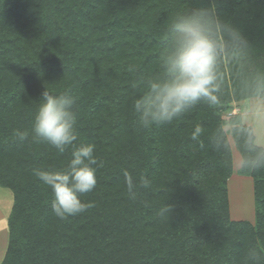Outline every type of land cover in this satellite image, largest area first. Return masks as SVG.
<instances>
[{
  "label": "trees",
  "instance_id": "16d2710c",
  "mask_svg": "<svg viewBox=\"0 0 264 264\" xmlns=\"http://www.w3.org/2000/svg\"><path fill=\"white\" fill-rule=\"evenodd\" d=\"M196 9L210 10L239 30L246 48L264 52V0H0V186L14 193L17 207L38 205L32 244L54 251L35 253L48 264H85L83 250L89 261L125 255L130 264H255V252L264 264V169L240 171L254 180L255 224L230 221L231 164L218 121L233 94L234 69L263 66L240 50L227 52L218 65L216 103L200 102L171 123L141 127L132 107L145 82L162 75L172 21ZM45 89L74 96V144L95 146L97 184L80 196L91 206L66 220L55 217L51 190L34 175L64 170L72 152L33 140ZM197 125L203 131L192 140ZM16 130L28 138L18 141ZM243 130L235 127L232 135L247 155L251 135ZM125 172L137 184L150 181L135 200ZM8 227L1 264L20 262L13 254L22 253L13 251L10 219Z\"/></svg>",
  "mask_w": 264,
  "mask_h": 264
},
{
  "label": "clouds",
  "instance_id": "9594fccd",
  "mask_svg": "<svg viewBox=\"0 0 264 264\" xmlns=\"http://www.w3.org/2000/svg\"><path fill=\"white\" fill-rule=\"evenodd\" d=\"M169 35L171 45L162 58V75L147 80L144 91L133 100L137 123L144 128L171 123L200 102L215 104L221 58L229 51L247 46L239 30L206 9L178 15L170 25ZM75 103L70 92L56 95L45 89L31 129L34 141L46 143L59 153L72 147L71 159L64 170H34L36 178L50 188L51 209L59 220L86 211L91 205L82 202L80 196L91 192L97 184L96 169L92 167L97 163L95 146L74 144L77 140ZM202 131L200 126H195L191 139L198 140ZM13 135L20 142L28 138L24 131L16 130ZM247 152L237 159L236 167L241 172L264 169V148L251 136L247 140ZM124 178L132 200L137 198L139 188L150 187L147 178L141 177L138 184L128 172ZM252 259L255 264H261L257 253H252Z\"/></svg>",
  "mask_w": 264,
  "mask_h": 264
},
{
  "label": "rangeland",
  "instance_id": "374dc122",
  "mask_svg": "<svg viewBox=\"0 0 264 264\" xmlns=\"http://www.w3.org/2000/svg\"><path fill=\"white\" fill-rule=\"evenodd\" d=\"M263 40L264 36L262 42H264ZM260 49L258 47L250 50L244 48L239 51L241 53L240 56L254 58L253 61L261 65L257 66L259 68L263 66V68L258 72L251 70L249 67L245 68V70L241 68L234 69V73L231 75V83L232 85L234 84L232 97L219 110L218 114V121L222 122L221 130L224 133L225 143L229 149L231 164V174L225 182L228 217L230 221H246L251 225H254L256 220L254 180L249 175L241 174L236 167V161L242 155L232 135V129L238 126L243 127L248 131L243 130L242 135L250 133L251 137L255 138L259 143V146L264 148V98L259 95V93L264 92V52L262 48ZM242 51H244V55ZM233 54H239L238 50L233 51ZM228 76L225 72L223 73V77L228 78ZM233 116L237 118L236 121L231 119ZM0 206L7 218L10 219L13 227V233L16 238L13 251H22L20 254H13L19 258L18 261L20 262L14 261L12 264H48V261L37 257L35 253L38 252L45 257H49V255L54 254V251L50 248L46 249V246H42L43 248L40 249V245H37L38 249L36 250L37 246L35 247L32 244V241L34 243L36 241L33 237V230L38 219V205L34 204V202L29 205L26 202L22 207H17L14 193L9 188L0 186ZM27 251L30 252V255L25 253ZM80 257L85 264H130L125 255H121L118 258L108 256L97 261L92 259L89 261L87 252L83 250L80 252Z\"/></svg>",
  "mask_w": 264,
  "mask_h": 264
},
{
  "label": "crops",
  "instance_id": "0c3cea01",
  "mask_svg": "<svg viewBox=\"0 0 264 264\" xmlns=\"http://www.w3.org/2000/svg\"><path fill=\"white\" fill-rule=\"evenodd\" d=\"M9 241L8 218L0 206V264L5 256Z\"/></svg>",
  "mask_w": 264,
  "mask_h": 264
}]
</instances>
